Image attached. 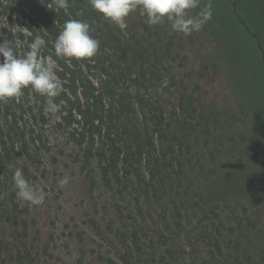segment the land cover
Masks as SVG:
<instances>
[{
	"label": "rangeland",
	"instance_id": "rangeland-1",
	"mask_svg": "<svg viewBox=\"0 0 264 264\" xmlns=\"http://www.w3.org/2000/svg\"><path fill=\"white\" fill-rule=\"evenodd\" d=\"M1 1L0 41L11 40L8 32L12 27L19 30V24H10L6 12L17 15L19 9L13 0ZM240 1L246 12H257L248 0ZM248 39L260 57L256 38ZM201 41L191 52L193 59L220 61L201 111L210 128L201 135L193 133L190 146L183 147L181 157L187 165L185 171L180 168L181 179L173 175L181 160L171 158L172 177H166L167 185L159 190L142 187V178L136 176L108 184L99 157L88 159L84 152L88 144L72 135L79 128L78 118L68 125L61 119V107L55 114L45 113L46 98L26 88L24 110L30 113L25 116L30 130L25 140H16L21 149L18 164H10L0 190L16 191L12 177L19 167L47 197L43 205L32 207L17 198L20 207L30 211L23 215L28 227L19 229L22 236L6 238L7 249L27 254L26 244L30 254H39L32 264H264V129L256 113L241 105L243 95L247 101L264 97V71L259 73L260 63L252 64L244 49L246 66L256 71L244 85L251 89H244L236 82V65L228 57L219 59L221 44L200 45ZM152 94L168 98L164 91ZM24 100L25 93L17 102ZM198 118L197 113L192 121ZM143 172L151 177L147 165ZM64 176L70 182L61 188L58 181ZM2 259L3 253L0 264H7Z\"/></svg>",
	"mask_w": 264,
	"mask_h": 264
},
{
	"label": "trees",
	"instance_id": "trees-1",
	"mask_svg": "<svg viewBox=\"0 0 264 264\" xmlns=\"http://www.w3.org/2000/svg\"><path fill=\"white\" fill-rule=\"evenodd\" d=\"M13 1L19 12L17 15L6 12V18L12 25L18 23L19 30L14 27L9 30L11 43L23 54L36 35L44 37L47 47L43 54L53 56L58 63L57 75L64 81L63 91L55 97L61 106V119L69 125L74 117L78 118L79 128L72 135L86 141L88 145L84 152L88 159L99 157L100 172L108 184L114 179L120 181L124 176H136L142 178V184H139L142 187L162 189L167 185L166 177H172L168 168L172 164L171 158H180L179 169L184 167L185 171L187 159L181 157L183 147L190 146L193 133L201 135L210 128L207 116L201 111L206 109L208 89L216 82V67L220 62H211L210 57L199 62L193 59L191 52L201 38L200 45L221 44L219 59L223 62L228 57L236 65V82L244 89L250 88L244 85L250 83L251 76H256L254 68L245 64L244 49L250 53L252 64L260 63V67L255 66L259 73L264 71V0L261 5L248 0L257 11L252 13L245 11L240 0H228L230 5L227 6L223 0H201L200 7L190 14L195 15L210 3L212 18L201 31L191 35L174 32L167 20L149 26L148 17L139 9L130 13L126 18L128 27L121 31L93 10L89 0H69L67 11L59 9L57 12L50 9L55 8L53 0ZM70 18L91 25V35L100 41L94 57L81 60L55 57L53 42ZM2 29L6 34V27ZM249 35L256 38L260 57L252 50ZM245 74L250 77L245 79ZM153 91L166 92L167 100L153 95ZM24 93L25 100L21 103L15 98L0 101L2 184L10 164H18L21 149L16 140H25L30 130L31 124L25 118L30 113L24 110L28 90L24 89ZM242 97L241 105L252 114L256 113L255 117L264 129L263 95L251 97V101ZM253 103H258L259 107ZM31 111L34 114V110ZM197 113L199 118L193 122ZM218 113L213 112L214 115ZM145 165L151 174L149 178L143 172ZM179 169L173 175L181 179L183 174ZM192 181L189 178L190 184ZM28 214L29 209L20 207L16 191L2 187L0 254H4L2 260L7 264H32L39 256L38 253L30 254L26 244L23 251L27 254L19 249L14 252L4 245L6 238L23 235L19 229H27L23 215Z\"/></svg>",
	"mask_w": 264,
	"mask_h": 264
},
{
	"label": "clouds",
	"instance_id": "clouds-1",
	"mask_svg": "<svg viewBox=\"0 0 264 264\" xmlns=\"http://www.w3.org/2000/svg\"><path fill=\"white\" fill-rule=\"evenodd\" d=\"M43 2V0H41ZM55 12L67 11L69 0H53ZM91 8L117 25L121 31L127 29L126 18L139 9L148 17V25H157L167 20L174 32L191 35L199 32L212 18L211 4L202 8L195 15L191 11L200 7L201 0H89ZM91 25L79 19H68L53 42L54 55L57 59H90L100 48V41L91 35ZM47 42L41 35H36L29 43L28 50L21 54L10 40L0 41V101L24 95V89L46 98L45 113L55 114L60 111V104L54 100L63 91L64 81L57 75V62L52 55H44ZM167 83V82H165ZM16 196L30 207L45 203L47 193L43 188L33 185L17 167L13 173ZM70 182L64 176L58 181L61 188Z\"/></svg>",
	"mask_w": 264,
	"mask_h": 264
}]
</instances>
